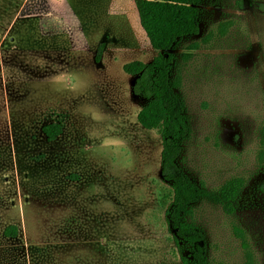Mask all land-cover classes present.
I'll use <instances>...</instances> for the list:
<instances>
[{"label": "rangeland", "instance_id": "obj_1", "mask_svg": "<svg viewBox=\"0 0 264 264\" xmlns=\"http://www.w3.org/2000/svg\"><path fill=\"white\" fill-rule=\"evenodd\" d=\"M201 9L173 50L190 126L179 164L213 191L246 180L234 214L202 200L195 216L212 264H264V0ZM157 54L135 0H0V264H184L162 137L138 122L146 99L123 70Z\"/></svg>", "mask_w": 264, "mask_h": 264}, {"label": "trees", "instance_id": "obj_2", "mask_svg": "<svg viewBox=\"0 0 264 264\" xmlns=\"http://www.w3.org/2000/svg\"><path fill=\"white\" fill-rule=\"evenodd\" d=\"M135 5L141 26L158 54L148 63L128 62L123 70L136 76L133 92L146 99L137 114L138 122L148 130H157L162 137L161 176L171 188L167 223L184 264H212L207 235L196 219L195 207L200 201L209 200L221 205L225 213L234 214L246 180L233 177L213 191L204 183H195L179 164L190 126L186 102L179 92L180 77H173V50L181 40L199 33L201 0H135ZM103 47L101 43L97 59ZM191 48L198 45L192 44ZM191 56L190 52L184 54L186 59ZM63 127V122H53L44 125L43 132L48 141H53L62 134ZM17 230L12 225L5 233L15 236ZM237 234L243 236L239 229ZM245 264H253L251 255Z\"/></svg>", "mask_w": 264, "mask_h": 264}]
</instances>
